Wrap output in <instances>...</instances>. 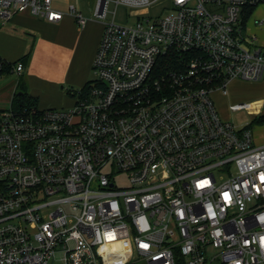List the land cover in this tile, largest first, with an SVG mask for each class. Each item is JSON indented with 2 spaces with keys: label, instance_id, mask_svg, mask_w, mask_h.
Here are the masks:
<instances>
[{
  "label": "built area",
  "instance_id": "1",
  "mask_svg": "<svg viewBox=\"0 0 264 264\" xmlns=\"http://www.w3.org/2000/svg\"><path fill=\"white\" fill-rule=\"evenodd\" d=\"M156 1L117 0L111 13L97 0L98 78L72 107L0 109V264H264V144L212 97L264 80L250 29L264 27V0H172L116 23L120 5ZM24 12L64 17L54 0H0V22Z\"/></svg>",
  "mask_w": 264,
  "mask_h": 264
},
{
  "label": "rangeland",
  "instance_id": "2",
  "mask_svg": "<svg viewBox=\"0 0 264 264\" xmlns=\"http://www.w3.org/2000/svg\"><path fill=\"white\" fill-rule=\"evenodd\" d=\"M96 1L97 0H69L68 4L74 5L79 9L81 14H84L86 17L95 18L94 7ZM110 1V12L112 13L114 10H116L115 1L117 0ZM66 4L67 3H64L63 5ZM172 8V0H159L151 3L146 7L139 8L120 5L117 8L116 23L122 26H131L139 18L157 17L160 15H164ZM254 17L264 18V7L257 8L254 13ZM257 30H260L257 32V34L259 33L261 39L260 42L262 46H264V27L262 28V30L260 28H258ZM38 38L41 39V36H38ZM38 50H36V52ZM76 55L80 56L82 54H80L79 52L76 53L75 47L70 46L66 49L62 48V51L56 50L55 48H49L46 51L43 50L42 53L36 57L34 64L36 66V69L40 70V68L43 67L49 70H53V72L47 71L48 74L52 77L61 79V82L58 83L59 94H52L43 97V95L37 92L33 93V86L31 84V87L28 81V66H26L24 74L21 76H19V74L17 73H6L0 75V109L10 108V99L13 100V97L15 95H20L21 93H25L28 100L36 101L40 109L41 105L43 106L45 104L49 105V107H47V110L52 108L67 109L72 107L75 103V93L83 89L81 88L83 84H76L73 82L71 83V78L74 76L73 58L75 59ZM32 58L33 52L30 63L32 61ZM92 66L93 62L86 70L87 72L85 77L87 81L84 86H90V83L94 84L98 78V76L92 69ZM68 76L70 79L67 81ZM20 79H22L21 86H24L25 88H17L19 85L18 82L21 81ZM53 96L54 98L61 97L59 101L61 103H58L57 100H52L49 98ZM212 97L215 102L217 111L225 120L232 121L237 127L241 129L249 128L250 130H253L257 144H264V125H256L253 121L255 118L260 117L264 114V80L258 83L234 81L230 85L229 95L224 96L220 92H216L212 95ZM240 103H245L246 109L238 112L230 111L231 105ZM15 108L19 109L20 106L15 104ZM113 252L114 253L111 254L110 258L112 257L116 260H118V258L123 255V253H120L119 250H115Z\"/></svg>",
  "mask_w": 264,
  "mask_h": 264
},
{
  "label": "crops",
  "instance_id": "3",
  "mask_svg": "<svg viewBox=\"0 0 264 264\" xmlns=\"http://www.w3.org/2000/svg\"><path fill=\"white\" fill-rule=\"evenodd\" d=\"M68 2L69 0H54L56 10L64 14L63 19L58 23L53 24L39 20L28 12L19 13L7 22H0V61L13 63L26 56L32 49L33 58L28 66V81L30 86L31 84L33 86V93L37 92L43 97L59 94L58 83L61 82V79L48 74L47 71L53 72V70L43 67L40 70L36 69L34 65L36 57L43 50L46 51L49 48L62 51V48L75 47L76 53L79 52L82 55H76L75 59L73 58L74 76L71 78V83L83 84L81 87L83 88L87 81L85 77L86 70L94 60L103 34V23L94 17H86L84 14L82 15L88 19V23L84 28L80 29L75 18L69 14V7L74 5H69ZM64 3L67 4L63 5ZM262 28L260 29L262 30ZM250 29L256 34L260 31L257 30L258 27L254 26H251ZM257 35L259 36V33ZM38 36H41V39ZM36 50L38 51L36 52ZM69 76L67 81L70 79ZM49 98L61 103L59 102L61 97L54 98L53 96ZM10 101L12 100L10 99ZM47 107H49L48 104L41 105V109H47Z\"/></svg>",
  "mask_w": 264,
  "mask_h": 264
},
{
  "label": "trees",
  "instance_id": "4",
  "mask_svg": "<svg viewBox=\"0 0 264 264\" xmlns=\"http://www.w3.org/2000/svg\"><path fill=\"white\" fill-rule=\"evenodd\" d=\"M32 52H33V50L31 49L30 52L26 56L20 58L19 60L15 61L13 63H9V62H6V61H0V75L6 74V73L7 74L15 73L14 69L20 63L23 64L24 68H26V66H29V63H30V60H31V57H32ZM176 61H177V57L173 56L171 54L169 55L168 59L165 57L164 59H162L160 61V64H161L160 68H162L161 71H166L170 67H173V65H175ZM23 73H22V75H23ZM20 80L21 81H19V83H18L19 84L18 88H20V87L25 88L24 86H21L22 79H20ZM12 101H13V104L19 105L20 109H24V108H26V109H40L38 107V103L36 101L28 100L25 93H21L20 95H15L13 97Z\"/></svg>",
  "mask_w": 264,
  "mask_h": 264
}]
</instances>
